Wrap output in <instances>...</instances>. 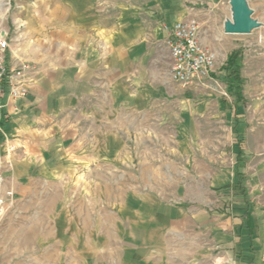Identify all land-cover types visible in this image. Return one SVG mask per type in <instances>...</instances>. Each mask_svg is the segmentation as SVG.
I'll return each mask as SVG.
<instances>
[{
	"label": "crops",
	"instance_id": "0c3cea01",
	"mask_svg": "<svg viewBox=\"0 0 264 264\" xmlns=\"http://www.w3.org/2000/svg\"><path fill=\"white\" fill-rule=\"evenodd\" d=\"M194 13L186 0H23L3 20L2 32L10 38L8 65L33 66L28 95L8 96L0 110V228L19 239L23 253L33 250L25 240L37 239L38 256L24 264H77L60 260L74 248L67 242L70 169H123L130 155L126 139L138 137L140 121L153 116L156 106L169 111L170 89L154 86L161 74L172 79L166 27ZM206 34L200 31L202 43L217 49L218 40L233 33L217 32L212 40ZM140 113L145 117L139 119ZM195 174L177 181L180 198L190 203L150 200L147 219L154 227L214 223L216 215L203 200L206 184L225 189L238 180L218 169ZM115 204L123 206L122 198ZM241 216L216 223L225 264H264L253 207L244 216L247 232L256 234L254 243L246 245L250 237L244 235L242 245H232L239 240Z\"/></svg>",
	"mask_w": 264,
	"mask_h": 264
},
{
	"label": "rangeland",
	"instance_id": "374dc122",
	"mask_svg": "<svg viewBox=\"0 0 264 264\" xmlns=\"http://www.w3.org/2000/svg\"><path fill=\"white\" fill-rule=\"evenodd\" d=\"M247 1L253 17L262 24L250 33L227 34L218 40L217 49L207 45L217 55L210 77L191 85L169 81L165 74L154 79L157 90L162 85L165 93L167 88L171 91L169 111L156 106L153 116L149 114L150 118L140 121L138 137L126 139L130 155L123 158V169H70L67 242L74 248L60 254L61 261L225 264L226 246L218 242L220 230L216 223L237 214L243 216L238 222L240 232H230L239 237L232 245H242L244 235L250 237H246V245L248 240L254 243L255 232L257 244H264V0ZM22 3L23 0H0V34L4 33L3 20L7 23L8 15ZM186 5L195 12L187 18L197 16L208 40L214 33L225 32L224 22L232 16L229 0H186ZM235 49L241 51L243 98L239 100L230 92L232 78L224 69ZM163 56L166 59V52ZM141 117L145 116L140 113ZM183 169L188 170L179 173ZM196 169H218L231 181L240 180L241 186L234 182L231 184L237 186L217 189L206 184L203 200L205 208L216 215L213 224L179 227L176 223L168 229L166 222H161L154 227L147 219L150 200L156 197L173 204L190 203L180 198L177 181L179 177H198ZM118 198H122L123 206L115 204ZM252 207L258 217L252 223L255 232L251 229L253 233H248L244 215ZM9 233L0 228V264L35 261L39 254L35 252L37 239H26L33 250L23 253L21 249L25 247Z\"/></svg>",
	"mask_w": 264,
	"mask_h": 264
},
{
	"label": "built area",
	"instance_id": "2783aa9c",
	"mask_svg": "<svg viewBox=\"0 0 264 264\" xmlns=\"http://www.w3.org/2000/svg\"><path fill=\"white\" fill-rule=\"evenodd\" d=\"M167 44L171 54V78L182 85L201 83L215 71L216 52L200 39L201 21L197 17L175 22L166 27ZM10 47L8 33L0 34V110L9 96L15 100L29 93L33 66L22 62L10 67L7 52Z\"/></svg>",
	"mask_w": 264,
	"mask_h": 264
},
{
	"label": "water",
	"instance_id": "95a60500",
	"mask_svg": "<svg viewBox=\"0 0 264 264\" xmlns=\"http://www.w3.org/2000/svg\"><path fill=\"white\" fill-rule=\"evenodd\" d=\"M232 16L225 20V33H250L261 26V22L253 17V9L247 0H229Z\"/></svg>",
	"mask_w": 264,
	"mask_h": 264
},
{
	"label": "trees",
	"instance_id": "16d2710c",
	"mask_svg": "<svg viewBox=\"0 0 264 264\" xmlns=\"http://www.w3.org/2000/svg\"><path fill=\"white\" fill-rule=\"evenodd\" d=\"M241 56V51L239 49L233 50L224 63V69L232 78L230 83V92L235 95L237 99H242V77L240 73L239 58ZM241 181L239 180L237 185L241 186Z\"/></svg>",
	"mask_w": 264,
	"mask_h": 264
}]
</instances>
